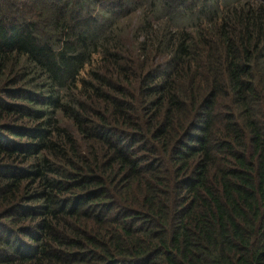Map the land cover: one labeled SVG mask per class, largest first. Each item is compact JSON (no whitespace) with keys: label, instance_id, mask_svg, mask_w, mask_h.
Wrapping results in <instances>:
<instances>
[{"label":"trees","instance_id":"trees-1","mask_svg":"<svg viewBox=\"0 0 264 264\" xmlns=\"http://www.w3.org/2000/svg\"><path fill=\"white\" fill-rule=\"evenodd\" d=\"M0 264H264V0H0Z\"/></svg>","mask_w":264,"mask_h":264},{"label":"rangeland","instance_id":"rangeland-1","mask_svg":"<svg viewBox=\"0 0 264 264\" xmlns=\"http://www.w3.org/2000/svg\"><path fill=\"white\" fill-rule=\"evenodd\" d=\"M108 2H112V1H108ZM219 5L222 7V0H219Z\"/></svg>","mask_w":264,"mask_h":264}]
</instances>
